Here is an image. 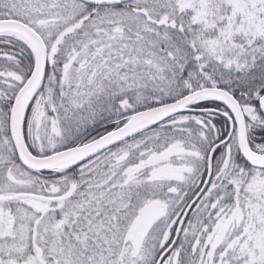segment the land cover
<instances>
[{
    "label": "snow or ice",
    "instance_id": "6c2138e0",
    "mask_svg": "<svg viewBox=\"0 0 264 264\" xmlns=\"http://www.w3.org/2000/svg\"><path fill=\"white\" fill-rule=\"evenodd\" d=\"M0 264H264V0H0Z\"/></svg>",
    "mask_w": 264,
    "mask_h": 264
}]
</instances>
